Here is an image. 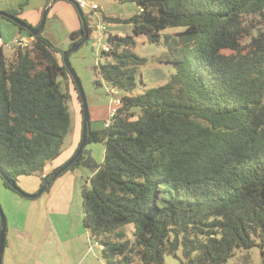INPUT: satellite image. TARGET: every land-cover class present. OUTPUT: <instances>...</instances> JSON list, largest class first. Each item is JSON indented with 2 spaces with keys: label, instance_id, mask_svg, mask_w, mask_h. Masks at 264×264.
Segmentation results:
<instances>
[{
  "label": "trees",
  "instance_id": "16d2710c",
  "mask_svg": "<svg viewBox=\"0 0 264 264\" xmlns=\"http://www.w3.org/2000/svg\"><path fill=\"white\" fill-rule=\"evenodd\" d=\"M116 1L133 3L136 12L102 20L131 31L109 34L94 83L126 94L108 127L92 131L88 124L86 144L105 148L82 188L83 227L105 264H165L166 255L181 264H227L256 239L262 249L264 0ZM23 7L6 13L19 18ZM5 20L32 39L13 45L9 56L0 49V176L14 191L8 181L39 176L42 185L59 168L44 174L73 130L76 90L65 51L42 32L32 36ZM139 36L165 48L175 73L132 95L138 66L146 63L134 51ZM83 37L81 25L69 34V48Z\"/></svg>",
  "mask_w": 264,
  "mask_h": 264
},
{
  "label": "rangeland",
  "instance_id": "374dc122",
  "mask_svg": "<svg viewBox=\"0 0 264 264\" xmlns=\"http://www.w3.org/2000/svg\"><path fill=\"white\" fill-rule=\"evenodd\" d=\"M106 2L108 0H97L96 2L98 6H105L103 10L94 12L88 8L82 9L88 17L90 27H95L97 23L93 13L126 19L136 12V6L131 2L115 3L116 11L108 8ZM47 29L42 35L51 39L50 31H47ZM178 30L180 29H176V31ZM130 31V25L116 23H112V26L107 27L106 30L109 34L119 36L130 34ZM56 35L59 36V34ZM101 44H107V39H103ZM9 46H11V49L4 48L3 50L8 56L13 45ZM134 49L137 55L146 59V63L138 66L136 87L132 91V95H139L149 88L161 86L170 80V77L175 73V69L165 62L166 50L161 44L150 43L145 36H139L136 39ZM96 54L97 47L93 45V41L90 39L69 59L80 79L87 100L90 129L92 131L104 128V123L109 118V112L114 107L111 101L110 92L112 89L110 85L103 82L104 86H95L96 77L93 67L95 66ZM99 62L104 63V58L99 59ZM114 92L117 93L118 98L126 94L117 89ZM75 98L69 103L73 130L67 136L63 150L69 147L70 142H73L77 125L82 120L80 103ZM104 148L102 142H90L85 146V150L91 152V158L97 167L104 160ZM96 169L94 166L84 167L79 165L74 170L63 174V177H58L53 182L51 189L44 192L42 198H44L46 204L41 203L42 195L36 199H26L6 188L0 176V208L6 219V235L13 234L17 229L24 228L23 226H26L24 230L29 229L30 226H54L55 237L60 242L57 246L58 264H66L65 254L60 249L61 244L62 249L69 257L70 264H105L99 243L90 238L83 227L82 188L86 183L88 184ZM35 178L34 176L19 177L17 186L25 193L33 194L39 189L33 190ZM131 230L132 227L129 226V237ZM28 239L31 240V243L38 241L35 235L28 237ZM39 239L41 240V238ZM256 243L257 245L248 251L237 250L235 258L229 260L227 264L236 262L240 264H262L261 251H264V241L262 249L259 246L260 239H256ZM245 255L248 256L247 261L242 260ZM177 256H182L181 248L177 250ZM164 262L166 264H178V261L171 255H166Z\"/></svg>",
  "mask_w": 264,
  "mask_h": 264
},
{
  "label": "crops",
  "instance_id": "0c3cea01",
  "mask_svg": "<svg viewBox=\"0 0 264 264\" xmlns=\"http://www.w3.org/2000/svg\"><path fill=\"white\" fill-rule=\"evenodd\" d=\"M47 1L48 0H0V11L6 12L7 10H17L21 4H24L19 18L25 20L28 24L35 28L40 24L43 10L50 4L51 0L48 1V4ZM91 1L97 4V0ZM115 1L116 0H108V2H106V6L108 8L115 9L114 11H116L115 3L118 1ZM98 8V10H103L105 6L101 5L98 6ZM98 16L102 18L103 15L100 14ZM110 26H112V23H109L108 27ZM80 27L81 21L75 7L65 0H56L50 6L42 34L48 28L47 31H50L51 39H47L54 46L66 51L69 49L70 45L69 34L71 32L78 31ZM56 34H59V36ZM14 40L27 43L32 39L26 33L19 31L17 27L0 17V41L3 46L1 50L3 51L7 45L13 44ZM73 56L71 55V57ZM71 57L69 59H71ZM102 85L104 86L103 82L101 86ZM72 94L73 99L76 97L75 99L78 101L77 92L73 91ZM80 115L82 117L81 105ZM81 132L82 120H80L77 125L73 142H70L71 144H69V147L65 148L66 150L64 149L57 159L46 165L44 169L45 175L62 166L71 158L81 140ZM34 177L36 178L33 190L39 188L41 185V178L39 176ZM60 177H63V175ZM43 195L44 193L41 198ZM45 202L44 198H42L41 203L46 204ZM23 227L26 228V226ZM24 228L17 229L16 232L9 236L6 235L1 264H58L57 246L60 242L58 238L55 237L54 226H30L27 230H24ZM34 235L38 241L31 243V240L28 239V237ZM39 238H41V240ZM56 242L58 243L56 244ZM60 249L61 252L65 254L66 264H70L68 255L65 250L62 249V244L60 245ZM178 264L181 263L178 261Z\"/></svg>",
  "mask_w": 264,
  "mask_h": 264
},
{
  "label": "water",
  "instance_id": "95a60500",
  "mask_svg": "<svg viewBox=\"0 0 264 264\" xmlns=\"http://www.w3.org/2000/svg\"><path fill=\"white\" fill-rule=\"evenodd\" d=\"M56 1V0H51L50 4L48 6L45 7V9L43 10L42 13V18H41V22L37 27H30L28 25H26L24 22H22L19 18L14 17L4 11H0V17L5 18L7 20H10L12 22H14L15 24L21 26L22 28H24L25 30H27L32 36H36L38 34H40L45 26V22H46V18H47V14L48 11L50 9L51 4ZM69 3H71L78 15H79V19L81 21V25L83 27V32H84V37L77 43L73 44L68 50H66L63 55H62V60L63 63L66 67V69L68 70L75 90L78 94V100L80 102L81 105V114H82V132H81V140L79 142V145L77 147V150L75 151V153L71 156V158L65 162L62 166H60L58 169H56L55 171L52 172V176L49 180L45 179L42 182V185L39 187V189L33 193V194H27L24 191H22L17 184L14 181H8V183L10 184L11 188L17 192L21 197L26 198V199H36L38 197H40L48 188V186L56 180V178L62 174L64 171H66L72 164L75 163V161L79 158V157H84L85 159L82 160L80 162V166H84V167H96L95 162L93 161V159L91 158V152L90 151H86L85 150V146H86V132H87V128H88V124H89V113H88V106H87V100L80 82L79 77L77 76V73L75 72L74 68L71 65V62L69 60V56L72 53H76L81 46L86 43L89 40V33L87 30V24L84 18V14L83 11L81 10V8L77 5V3L73 0H65ZM5 240H6V219L5 216L0 208V264L2 262V256H3V251H4V247H5Z\"/></svg>",
  "mask_w": 264,
  "mask_h": 264
},
{
  "label": "built area",
  "instance_id": "2783aa9c",
  "mask_svg": "<svg viewBox=\"0 0 264 264\" xmlns=\"http://www.w3.org/2000/svg\"><path fill=\"white\" fill-rule=\"evenodd\" d=\"M75 2L77 3V5L83 9V8H88L92 11H97L98 5L95 4L94 2H92L91 0H75ZM94 17L97 20L96 26L91 28V34L89 36V40L92 39L93 41V45L97 47V56H96V61H95V65L97 66L99 64V56L101 52H109L110 50V46L109 44H101V41L103 39H107L109 36V33L106 32L107 27L109 25V23H105L101 17H99L96 13ZM28 43V42H27ZM27 43H24L23 41H18V40H14L12 45H16V44H22V45H26ZM2 43L0 41V49H2ZM6 48L11 49V46L7 45ZM115 89L112 88L110 95H111V101L112 104L114 105V107L111 109V111L109 112V118L108 120L105 121L104 123V127H108L110 124V120L111 118L115 115L121 100L120 98L117 97V93L114 92Z\"/></svg>",
  "mask_w": 264,
  "mask_h": 264
},
{
  "label": "flooded vegetation",
  "instance_id": "af4514ba",
  "mask_svg": "<svg viewBox=\"0 0 264 264\" xmlns=\"http://www.w3.org/2000/svg\"><path fill=\"white\" fill-rule=\"evenodd\" d=\"M85 158L84 157H82V159L80 160V162L82 161V160H84Z\"/></svg>",
  "mask_w": 264,
  "mask_h": 264
}]
</instances>
